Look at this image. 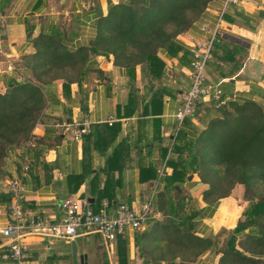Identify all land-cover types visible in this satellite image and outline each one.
Instances as JSON below:
<instances>
[{
  "label": "crops",
  "instance_id": "obj_1",
  "mask_svg": "<svg viewBox=\"0 0 264 264\" xmlns=\"http://www.w3.org/2000/svg\"><path fill=\"white\" fill-rule=\"evenodd\" d=\"M123 1L0 0L5 53L0 57V93L10 80L35 83L26 69L35 53L34 39L59 32L68 38L70 49L86 46L109 7ZM224 7V0L212 1L200 19L176 38L179 51L160 55L165 72L153 85L165 93L154 105L150 104L153 91L143 68L134 72L118 68L111 56L95 57L90 69L102 73H86L81 82L71 84L67 95L62 80L43 87L45 107L30 139L10 151L6 161L9 176L0 180V193H9L3 182L20 177L27 162L22 208L28 217L59 222L63 218L61 202L73 198L95 211L106 207L110 213L120 204L137 211L150 204L155 220L163 222L166 216L154 207L162 205L158 202L161 193L168 203V192L176 187L179 190L176 183L166 181L172 174L168 162L178 158L180 144L186 145L187 158V146L195 132L205 126L199 106L183 123L175 119L182 96L190 87L192 48L205 46L217 30L206 83L218 85L229 99L253 100L264 107V0H239L235 6ZM8 66L13 70L8 71ZM199 104L209 105L206 101ZM179 186L195 196L186 202L193 209L191 224L198 237L220 236V230H232L248 205L241 199L240 187L237 196L233 195L238 190L235 188L216 203L204 202L201 193L206 185L199 183L196 174H188ZM10 203H0V230L14 223L7 211ZM150 220L141 231L121 239L128 253L123 264H146L139 257L135 238L150 226ZM22 234L29 248L26 264H75L73 242L76 264H120L119 240L106 244L99 236L68 241L50 240L34 230ZM4 243L0 234V257ZM220 258L212 249L192 264H219ZM0 264L14 263L0 258Z\"/></svg>",
  "mask_w": 264,
  "mask_h": 264
},
{
  "label": "trees",
  "instance_id": "obj_2",
  "mask_svg": "<svg viewBox=\"0 0 264 264\" xmlns=\"http://www.w3.org/2000/svg\"><path fill=\"white\" fill-rule=\"evenodd\" d=\"M212 1L124 0L109 7L107 16L97 22L94 39L86 46L70 49L68 38L59 32L34 39L35 53L26 69L35 83L30 79L10 80L0 93V180L9 176L5 164L10 151L30 139L40 118L46 103L43 87L62 80L67 95L71 84L81 82L86 73H102L90 69L95 57L111 56L118 68L134 72L142 67L153 91L150 104L158 103L165 93L153 85L165 72L160 55L179 51L176 38L200 19ZM197 106L200 112L209 111V105ZM215 109L218 116L195 132L191 146H187V158L186 145H178V158L168 162L172 174L166 181L179 187L188 174H196L199 183L206 185L202 198L208 204L243 187L248 201L243 219L225 232L229 235L225 241L219 236L198 237L191 224L195 215L183 217L186 199L174 203L169 199L168 205L166 195L161 193L158 202L162 205L154 210L163 212L166 219L150 220V226L135 238L139 257L146 264H192L212 249L221 254L219 264H263L264 107L253 100L229 99ZM174 191L180 193L177 187ZM11 198V193H0V203H9ZM119 246L123 264L128 258L126 242L120 239Z\"/></svg>",
  "mask_w": 264,
  "mask_h": 264
},
{
  "label": "built area",
  "instance_id": "obj_3",
  "mask_svg": "<svg viewBox=\"0 0 264 264\" xmlns=\"http://www.w3.org/2000/svg\"><path fill=\"white\" fill-rule=\"evenodd\" d=\"M239 0H224V8L235 6ZM222 16V14H221ZM207 33V31L204 29ZM213 31L210 40L202 48H192L191 50V73L190 87L182 96L180 107L178 108L175 119L178 123L195 112L196 106L203 101L214 104L219 108L225 105L229 98L225 97L218 85L207 84L206 71L212 58L213 42L216 37ZM4 36V17L0 13V57L5 53L2 48ZM8 71L13 68L8 66ZM25 161H27L25 159ZM29 165L26 162L23 173L20 177L9 179L3 183L4 189L11 193V203L7 211L13 224L0 230V234L5 239L1 260L10 261L14 264H26L28 244L24 240L23 231L34 230L42 233L50 240L74 241L80 237L99 236L106 243H115L120 239H125L129 233L139 232L146 227L149 219H156L150 204L137 211L120 204L110 213L106 207L95 211L89 204L82 205L78 200L66 198L61 202L60 208L63 218L59 222L49 223L41 217H28L22 208L24 200L23 177L28 171ZM264 264V256L260 258Z\"/></svg>",
  "mask_w": 264,
  "mask_h": 264
},
{
  "label": "rangeland",
  "instance_id": "obj_4",
  "mask_svg": "<svg viewBox=\"0 0 264 264\" xmlns=\"http://www.w3.org/2000/svg\"><path fill=\"white\" fill-rule=\"evenodd\" d=\"M5 91V90H4ZM3 91V92H4ZM3 92H1V93H3ZM198 105H201V104H198ZM202 106V105H201ZM209 107H213V104L211 105V104H209V106H208V108H206L207 110H209V111H204L201 115V121H202V124L203 125H206L207 124V122L211 119V118H214V117H216V116H218L217 114H216V109H215V107H213V108H209ZM203 108V107H202ZM7 161V160H6ZM6 165V164H5ZM9 180V179H8ZM5 181V180H4ZM4 183V182H3ZM241 188V190H242V194H241V199L242 198H244V196L242 197V195H244L243 193H244V188L243 187H240ZM179 194L177 193V192H175L174 191V189H171L170 190V192H168V196L170 197V199L172 200V202L174 203V202H176V200H178L179 198H185V199H189V200H191V199H195V196H191L190 195V193H189V191H188V188L186 187V189H184L183 187H181V186H179ZM240 192V190H239V187H238V190H235V192L233 193V195L235 196H237V194ZM203 193V192H202ZM202 193H201V198H202ZM192 197H194V198H192ZM202 200H203V198H202ZM245 200V199H244ZM241 205V204H240ZM244 205V204H243ZM243 208L244 207H242V209L240 210L241 212H242V210H243ZM184 209H185V211H184V214H183V217H187V216H189V215H192V211H193V209H192V207H190L189 206V203H186V201H185V204H184ZM240 219H243V217H240L239 218V220ZM227 231H229V230H220L219 231V233L217 234V235H220L219 237L223 240V241H225L227 238H228V234L227 233H225V232H227ZM91 238H89V239H86V242H90L91 240H90ZM222 240H220V241H222ZM77 242H79V241H77Z\"/></svg>",
  "mask_w": 264,
  "mask_h": 264
},
{
  "label": "water",
  "instance_id": "obj_5",
  "mask_svg": "<svg viewBox=\"0 0 264 264\" xmlns=\"http://www.w3.org/2000/svg\"><path fill=\"white\" fill-rule=\"evenodd\" d=\"M72 250H73V261L76 264V253H75V243L74 242L72 243Z\"/></svg>",
  "mask_w": 264,
  "mask_h": 264
}]
</instances>
